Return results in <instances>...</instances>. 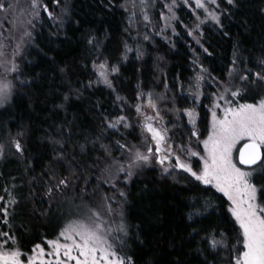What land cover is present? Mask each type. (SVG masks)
<instances>
[{"label": "trees", "instance_id": "obj_1", "mask_svg": "<svg viewBox=\"0 0 264 264\" xmlns=\"http://www.w3.org/2000/svg\"><path fill=\"white\" fill-rule=\"evenodd\" d=\"M166 1L44 0L54 13L63 9V22L41 17L21 67L22 82L15 83L9 104L0 111V206L9 213L0 212V233L15 239V245L8 243L20 250L22 260L35 245L56 239L67 224L57 211L61 197L101 190L97 170L116 155L117 142L128 144L131 137L130 131L110 130L108 120L131 118L139 100L151 99L175 144L189 136L181 114L189 104L179 96L177 83L185 84L191 75V60L199 59L218 79L236 61L256 76L251 81L237 76L240 103L264 98V79L257 76H264V0L220 2L219 23L203 28L197 46L179 23V36L170 43L151 33L149 21L158 22ZM97 55L107 63L118 101L92 70ZM198 112L202 128L207 111L201 107ZM259 171L253 180L258 187L264 158ZM64 178L67 187L46 194ZM123 191L127 238L117 253L130 257L131 264H234L237 226L226 199L214 189L186 174L147 171ZM10 198L16 203L9 205ZM258 201L264 203V194L258 192ZM189 212L199 215L189 220ZM212 236L227 247L213 250ZM4 239L0 236V243Z\"/></svg>", "mask_w": 264, "mask_h": 264}, {"label": "rangeland", "instance_id": "obj_2", "mask_svg": "<svg viewBox=\"0 0 264 264\" xmlns=\"http://www.w3.org/2000/svg\"><path fill=\"white\" fill-rule=\"evenodd\" d=\"M222 1L228 3V0H216V3H212L211 0H202L205 5L204 8H196L195 0H188V3H185L184 0L163 2V8L159 10V20L158 22L154 21V19L150 20L149 30L165 43H170L173 37L179 36L180 32L176 29V23H179L182 33L191 40L190 42L194 46H197L201 42L203 28L207 25L217 24L211 18L210 14L220 16V2ZM37 4L38 7L33 8V0H0V5H3V7H0V85L11 84V96L14 93L15 83L21 84L22 82L20 78L21 67L25 61L27 50L32 44L35 27L40 22L41 17L45 14L52 22L55 21L54 23L60 24L63 22V9L58 13H54L52 12L53 9H47L44 0H37ZM169 7L172 9L171 12L169 11ZM179 12L181 13L179 14ZM173 13L175 14V18H172ZM189 53L190 55L194 53L191 44H189ZM102 63L106 65V68L103 70L99 68V65ZM13 64L16 65V71H12ZM236 64L238 63L234 61L233 66L225 74L224 78L218 79L207 72V69L200 63L199 59L194 58L191 60V75L185 84L177 83L179 96L183 97L189 104L188 108L181 111V114L190 130L189 136L178 144H175L170 139L166 129V121L157 111L156 107H149V102L139 100L135 107H133L132 117H129V119L126 116H120L124 117L125 120L117 124L116 128L109 127V124L115 122L119 117L108 120L106 124L110 130L118 132L119 134H123L126 131L131 132V137H128L129 143L117 142L115 145L117 149L116 155L107 157V160L97 170V183L98 188L101 187V190L99 192H93L90 189H84L73 198L61 197L57 205L59 216L66 218L65 220L69 223L72 220L87 219L93 211L98 212L105 229L111 233L115 250L119 252L120 249H123L127 238V229L122 219V208L126 197L125 195H121V193H124V188L129 186L130 180L143 175L147 171L155 172L161 176L186 174L191 177L189 173L174 167V158H172L171 164L166 161L165 165H160L157 162V155H153L149 162L136 161L135 153L137 150L141 153H147L148 148L151 147L153 153H155V141L152 140L151 134L145 128V117H152L151 123L158 130H166V143L162 147L170 148L174 153L179 154L189 162L194 171H198L202 166V161H200L199 156L188 157L185 152L181 151V148H191L192 151H196L200 155L204 154L202 141L207 138L208 132L210 131L212 111L215 110L218 116H222L223 114L222 109L225 106V102L219 99L220 95H225L232 102V106L240 104L239 96H231L232 91L240 92L241 87L237 76H246V81H251V78L254 79L256 76H253L249 71H246V69ZM91 67L99 84L110 90L118 101V94L114 91L113 86L111 88L106 86L101 81L99 75L101 71H106L108 79L110 80L106 61L97 55L92 59ZM226 88L229 89L228 92H225ZM250 88L252 87L250 86ZM10 99L3 106H0V111L9 104ZM214 103H219L221 107L214 109ZM137 107L140 109L139 112H137ZM201 107L207 111L206 125L202 128L199 126L198 115V110ZM189 112L193 113L192 117L188 115ZM125 123L129 126L124 127ZM194 130L197 133L196 136L192 135ZM243 143L241 141L236 146L237 149ZM1 149L2 147L0 146ZM233 155L237 158V152H234ZM261 164L254 167L253 180L258 176ZM238 166L241 167L240 165ZM165 167L169 169L167 173L163 171ZM244 169L247 170V168ZM129 171L132 173L130 177L128 176ZM191 178L194 179L193 177ZM196 182L200 183L199 181ZM200 184L218 192L211 185ZM218 193L226 199L229 212L230 201L227 200V197L223 193ZM229 214L234 221L230 212ZM121 225L124 226L126 234L118 230ZM236 226L238 229V225ZM240 247L242 248V245ZM42 248L45 249L46 254L51 251L47 242ZM33 255H35L33 251L27 255L25 260H23L24 264H27L28 257ZM44 259L52 260L54 257L45 255Z\"/></svg>", "mask_w": 264, "mask_h": 264}, {"label": "snow or ice", "instance_id": "obj_3", "mask_svg": "<svg viewBox=\"0 0 264 264\" xmlns=\"http://www.w3.org/2000/svg\"><path fill=\"white\" fill-rule=\"evenodd\" d=\"M188 3V0H184ZM216 3V0H211ZM229 4L233 0H228ZM33 8L38 7L37 0H33ZM196 8H204L202 0H195ZM3 7V5H0ZM171 7L169 11L171 12ZM211 18L219 23V17L210 14ZM175 14L173 13V17ZM147 19V16H145ZM91 43V41H89ZM100 69H105V64L99 65ZM12 71H16V65L13 64ZM118 71L113 68L112 72ZM101 81L112 87L106 71L100 72ZM258 78L264 79V76L257 74ZM247 79V77H242ZM12 85H0V106H3L11 98ZM229 89H225L228 92ZM239 91H232L231 96H239ZM67 99V97H65ZM117 99H120L118 96ZM224 100L225 106L222 109V116H218L215 110L212 111L211 128L207 138L202 141L203 155L191 148H181L188 157L199 156L202 166L198 171H194L189 162L183 159L179 154L174 153L170 148H164L166 143V130L155 128L151 120L152 117H145V128L151 134L152 140L155 141V153L151 147L147 153H141L138 150L135 153L136 161L149 162L153 155L158 156L157 162L165 165L168 161L175 160L174 167L182 169L189 173L196 181L204 185H211L218 192L223 193L227 200L230 201L229 212L234 218L237 229V245H233L232 250L236 253L233 258L234 264H264V203L258 202V192L264 194V179L261 180L260 187L253 182L255 169L249 167L247 170L238 165L252 166L256 165L262 159V150H264V98L257 103H240L232 106V102L225 95L219 96ZM149 107L155 108V104L149 99ZM219 103H214L213 108H220ZM140 109L137 107V112ZM190 117L193 113L189 112ZM124 117H119L109 127L116 128L117 124L122 123ZM194 123V121H193ZM124 124V127H128ZM193 136L197 133L194 130ZM243 141L242 147L237 149V145ZM17 151L21 150L20 144L16 143ZM123 147V145H121ZM234 152H238V158L234 157ZM131 167V166H130ZM123 170V169H121ZM165 167L163 171L168 172ZM132 175L131 171L128 176ZM67 187V178L60 179L47 190V195L51 196L53 189ZM7 191V189H5ZM124 195V193H121ZM4 197H0L2 201ZM14 198H10L9 205L15 204ZM194 207V205H193ZM0 212L5 217L8 216V207L0 206ZM199 215V213H195ZM192 212L188 213V219H195ZM7 224V219L4 220ZM125 232L124 226L118 229ZM195 232L196 229H193ZM126 234V232H125ZM5 237L3 243H0V264H24L21 259L22 253L18 248H13L16 244L13 237H9L7 232L0 233ZM63 241V242H61ZM213 250L218 247H227L223 239L216 240L214 236L208 241ZM47 245L51 251L47 254L45 249L39 244L35 245L32 251L35 255L28 257L27 264H131V258H124L118 255L112 242L111 233L105 229L101 221L100 214L93 211L87 219L72 220L67 223L59 232V238L48 240ZM45 255L54 257L52 260L44 259Z\"/></svg>", "mask_w": 264, "mask_h": 264}, {"label": "water", "instance_id": "obj_4", "mask_svg": "<svg viewBox=\"0 0 264 264\" xmlns=\"http://www.w3.org/2000/svg\"><path fill=\"white\" fill-rule=\"evenodd\" d=\"M242 145H243V144H242ZM242 145H241L240 147H242ZM240 147H239V148H240ZM237 158H238V153H237ZM262 158H263V152H262ZM261 161H262V159H261ZM261 161H258L256 165H258ZM256 165H252V166H244V165H240V166H241V167H244V168H249V167L252 168V167H255Z\"/></svg>", "mask_w": 264, "mask_h": 264}, {"label": "bare ground", "instance_id": "obj_5", "mask_svg": "<svg viewBox=\"0 0 264 264\" xmlns=\"http://www.w3.org/2000/svg\"><path fill=\"white\" fill-rule=\"evenodd\" d=\"M262 152H263V158H264V151L262 150ZM237 153H238V152H237ZM263 158H262V161H263ZM262 161H261V162H262ZM261 162H260L259 164H261ZM259 164H258V165H259ZM258 165H256V166H258ZM256 166H255V167H256ZM243 168H244V167H243ZM252 168H254V167H252ZM247 169H248V168H247Z\"/></svg>", "mask_w": 264, "mask_h": 264}]
</instances>
